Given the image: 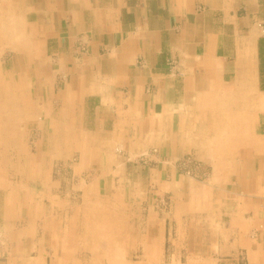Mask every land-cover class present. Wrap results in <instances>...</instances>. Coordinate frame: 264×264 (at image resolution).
<instances>
[{
	"label": "crops",
	"instance_id": "0c3cea01",
	"mask_svg": "<svg viewBox=\"0 0 264 264\" xmlns=\"http://www.w3.org/2000/svg\"><path fill=\"white\" fill-rule=\"evenodd\" d=\"M262 28L264 0H0V264L106 242L111 201L141 214L151 264H264Z\"/></svg>",
	"mask_w": 264,
	"mask_h": 264
},
{
	"label": "rangeland",
	"instance_id": "374dc122",
	"mask_svg": "<svg viewBox=\"0 0 264 264\" xmlns=\"http://www.w3.org/2000/svg\"><path fill=\"white\" fill-rule=\"evenodd\" d=\"M4 73L5 72L3 71V67L0 66V77L1 78L4 77ZM10 85H11V90L14 91L15 87L13 86V83H11ZM3 90H4L3 84L0 83V97L3 94ZM1 101L2 99L0 98V102ZM1 119L2 117L0 115V121ZM22 122L24 123V120L20 121V123ZM30 134L31 136L30 138H28V144L33 146V140L36 139L35 137L36 131H33ZM121 151H122L121 149L118 150V152H121ZM156 152H157V149H156ZM156 152L148 151V153L150 154L156 153ZM148 156L146 158H143V160L147 161ZM204 166L206 167L209 173L208 178L206 180H198L194 178L192 179L200 181V182H207L209 180L210 167L205 162H204ZM54 169H55L54 172L56 174H61V176L63 177L68 176L66 174L67 172H64L63 170L66 168L63 167L62 163L56 164ZM75 201H76V205H79V206L83 204L84 206L85 204L88 205V203H82L81 202L82 199L80 197L75 198ZM109 205H111L113 208L112 207L109 208L110 207ZM165 205H166V198L163 196H157L156 205L154 207L157 209H162L165 207ZM117 207H123V208H119L115 210V208ZM102 208H104V209H101L103 210V212L101 210H96V217H103V218L106 217V221L103 220L105 222H103L102 225L94 226V229L96 230V234L101 235L102 238L106 242H103L101 244H98L96 242H91L87 244H84L81 242L76 243L77 249L79 250H76L74 252V257H71L65 260L58 259L57 263L58 264H151V261L146 257L147 248L145 246V243L141 241H138V242L136 241L139 237L141 238L142 236L141 234L143 232L142 221L141 219H139V216L141 214L138 213L137 211L135 212L124 211V206H121L120 204L115 203L114 201H111L110 203L107 202L104 206H102ZM79 212L80 210L75 212V215H77L75 216V219H74L75 221L74 224L76 228L75 236L77 235L80 236L83 233L86 234L84 224L85 226L89 225L85 221L86 213L89 211L86 209V211H84L83 214L82 212L81 214ZM111 212L114 213L113 217H116V218L112 219V216L111 218H109ZM69 223L70 222H67V224ZM114 240H117V241L114 242ZM189 245L193 247V244H189ZM102 246L103 248H101V250H103V252L101 253L105 256V258L96 259L92 257L95 254V252L98 250V248ZM174 246L175 244H173L171 241L166 242L165 250H164L166 254L165 262L169 261V259L167 258V255H169V252H173ZM196 247H199V246H196ZM61 250H62L61 254H63V252H65L63 251L65 250V247H62ZM84 252L86 253V256H84ZM88 255H90L91 257H89ZM182 261H185V259L182 258ZM172 262H174V260H172Z\"/></svg>",
	"mask_w": 264,
	"mask_h": 264
},
{
	"label": "built area",
	"instance_id": "2783aa9c",
	"mask_svg": "<svg viewBox=\"0 0 264 264\" xmlns=\"http://www.w3.org/2000/svg\"><path fill=\"white\" fill-rule=\"evenodd\" d=\"M262 30H264V28H262ZM152 152H156V149H153ZM148 155V151H145L140 154L139 157H141V159L143 160V158H146ZM175 167L183 175L198 180H206L209 175L206 167L204 166V162L198 159L193 154H187L179 157L175 162ZM9 252L10 244L5 235L0 232V259L6 258Z\"/></svg>",
	"mask_w": 264,
	"mask_h": 264
},
{
	"label": "bare ground",
	"instance_id": "6f19581e",
	"mask_svg": "<svg viewBox=\"0 0 264 264\" xmlns=\"http://www.w3.org/2000/svg\"><path fill=\"white\" fill-rule=\"evenodd\" d=\"M21 79V78H20ZM1 80V79H0ZM8 81V80H7ZM0 83H1V81H0ZM2 88V87H1ZM2 90V89H1ZM2 109H3V105H1L0 104V112L2 111Z\"/></svg>",
	"mask_w": 264,
	"mask_h": 264
}]
</instances>
